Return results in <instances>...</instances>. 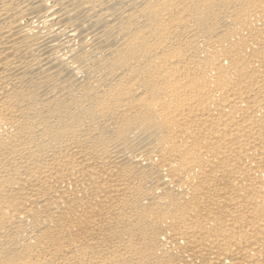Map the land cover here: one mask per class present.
Returning <instances> with one entry per match:
<instances>
[{"label": "bare ground", "instance_id": "obj_1", "mask_svg": "<svg viewBox=\"0 0 264 264\" xmlns=\"http://www.w3.org/2000/svg\"><path fill=\"white\" fill-rule=\"evenodd\" d=\"M0 264H264V0H0Z\"/></svg>", "mask_w": 264, "mask_h": 264}]
</instances>
